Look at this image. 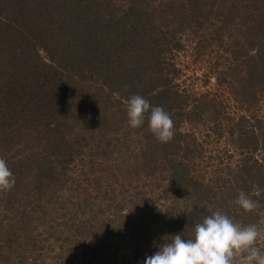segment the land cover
<instances>
[{
  "label": "trees",
  "instance_id": "16d2710c",
  "mask_svg": "<svg viewBox=\"0 0 264 264\" xmlns=\"http://www.w3.org/2000/svg\"><path fill=\"white\" fill-rule=\"evenodd\" d=\"M0 159V264H143L217 210L264 229V0H0Z\"/></svg>",
  "mask_w": 264,
  "mask_h": 264
},
{
  "label": "clouds",
  "instance_id": "9594fccd",
  "mask_svg": "<svg viewBox=\"0 0 264 264\" xmlns=\"http://www.w3.org/2000/svg\"><path fill=\"white\" fill-rule=\"evenodd\" d=\"M150 107L149 131L160 143L169 142L174 135L170 115L161 107L150 106L149 101L138 95L131 97L126 106L129 127L142 126ZM14 184L6 161L0 159V191H9ZM235 203L246 212L258 207L243 191L239 192ZM262 231L264 229L255 224L241 226L217 210L195 225L192 238L185 240L181 234L164 238L158 251L145 257L143 264H264V252L257 247Z\"/></svg>",
  "mask_w": 264,
  "mask_h": 264
},
{
  "label": "rangeland",
  "instance_id": "374dc122",
  "mask_svg": "<svg viewBox=\"0 0 264 264\" xmlns=\"http://www.w3.org/2000/svg\"><path fill=\"white\" fill-rule=\"evenodd\" d=\"M179 65H183L184 67V73L183 77L181 79V82H183V88L187 90L193 89L194 91H203L204 88L202 87V75L200 73V68L196 65L191 63V59L188 55L182 54V56L179 58ZM188 68V69H186ZM197 70V71H195ZM211 85L209 86V89H214V80H211ZM264 241V236H263Z\"/></svg>",
  "mask_w": 264,
  "mask_h": 264
}]
</instances>
